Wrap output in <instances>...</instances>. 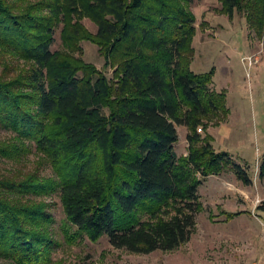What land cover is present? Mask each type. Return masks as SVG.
I'll use <instances>...</instances> for the list:
<instances>
[{
	"label": "trees",
	"instance_id": "1",
	"mask_svg": "<svg viewBox=\"0 0 264 264\" xmlns=\"http://www.w3.org/2000/svg\"><path fill=\"white\" fill-rule=\"evenodd\" d=\"M192 1L0 0V54L30 63L0 74V127L14 133L0 143V157L21 162L33 145L54 171L41 175L37 165L0 176L1 257L50 264L54 217L39 198L53 193L79 233L150 253L191 238L206 177L231 166L252 183L229 152L214 149L211 134L198 131L229 110L225 93L211 87L213 71L191 68ZM219 1L224 13L243 10L250 25L264 28V0ZM61 22L65 48L52 50ZM82 40L99 46L112 77L82 58ZM178 126L188 129L185 155L176 152ZM259 174L264 179V157ZM257 208L264 211V199Z\"/></svg>",
	"mask_w": 264,
	"mask_h": 264
},
{
	"label": "rangeland",
	"instance_id": "2",
	"mask_svg": "<svg viewBox=\"0 0 264 264\" xmlns=\"http://www.w3.org/2000/svg\"><path fill=\"white\" fill-rule=\"evenodd\" d=\"M196 16L193 39L194 56L191 68L197 73L213 71L211 87L225 93L228 116L218 124L212 119L208 127L198 131L213 137L216 151H227L234 163L242 165L252 179L245 184L231 166L220 174L206 177L198 189L202 208L197 213L196 231L191 238L173 250L150 253L131 252L109 242L104 234L93 241L79 233L68 221L58 193L39 199L49 204L54 217L50 231L57 240L50 264H252L264 262V211L257 205L264 199V179L259 168L264 157V28L250 25L246 12L236 10L233 16L222 11L219 0H193L188 4ZM91 32L97 25L81 18ZM64 23L54 32L52 50H64ZM81 56L87 62L113 76V67H105L99 46L82 40ZM80 54V53H79ZM251 58V60H250ZM29 62L3 52L0 54V74L16 75ZM178 155L187 154L188 129L178 126ZM14 133L0 127V143ZM21 162L0 157V176L16 171L34 170L53 176L54 171L41 153L31 146ZM42 160V161H41ZM231 213H235L230 216ZM0 264H14L0 256Z\"/></svg>",
	"mask_w": 264,
	"mask_h": 264
},
{
	"label": "crops",
	"instance_id": "3",
	"mask_svg": "<svg viewBox=\"0 0 264 264\" xmlns=\"http://www.w3.org/2000/svg\"><path fill=\"white\" fill-rule=\"evenodd\" d=\"M252 264H264V262H260L259 260V261H253Z\"/></svg>",
	"mask_w": 264,
	"mask_h": 264
},
{
	"label": "built area",
	"instance_id": "4",
	"mask_svg": "<svg viewBox=\"0 0 264 264\" xmlns=\"http://www.w3.org/2000/svg\"><path fill=\"white\" fill-rule=\"evenodd\" d=\"M250 60H251V58H250Z\"/></svg>",
	"mask_w": 264,
	"mask_h": 264
}]
</instances>
